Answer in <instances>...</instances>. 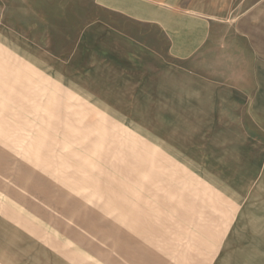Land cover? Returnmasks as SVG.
Here are the masks:
<instances>
[{"label":"rangeland","instance_id":"obj_1","mask_svg":"<svg viewBox=\"0 0 264 264\" xmlns=\"http://www.w3.org/2000/svg\"><path fill=\"white\" fill-rule=\"evenodd\" d=\"M17 4L0 0V264H264V160L241 159L236 114L193 113L198 92L89 37L58 47ZM258 17L216 55L264 61Z\"/></svg>","mask_w":264,"mask_h":264},{"label":"crops","instance_id":"obj_2","mask_svg":"<svg viewBox=\"0 0 264 264\" xmlns=\"http://www.w3.org/2000/svg\"><path fill=\"white\" fill-rule=\"evenodd\" d=\"M15 1L29 11L30 32L64 34L58 47H66L68 33L75 34L77 46L89 37L109 54L123 56L126 64L172 82L173 90L198 92L205 103L194 104L193 113H235L243 142L255 150L241 159L264 160V61L236 56L228 62L223 56L243 49L237 37L247 33L245 22L258 25L264 0H90L93 18L87 23L85 0ZM211 17L235 19L218 34L208 24ZM249 17L250 22L244 20ZM229 33L237 40H229ZM216 50L223 54L217 56ZM229 63L236 71L225 67Z\"/></svg>","mask_w":264,"mask_h":264}]
</instances>
